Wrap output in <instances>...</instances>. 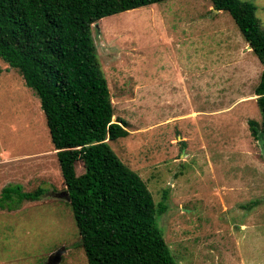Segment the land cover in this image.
I'll return each instance as SVG.
<instances>
[{
    "label": "rangeland",
    "instance_id": "374dc122",
    "mask_svg": "<svg viewBox=\"0 0 264 264\" xmlns=\"http://www.w3.org/2000/svg\"><path fill=\"white\" fill-rule=\"evenodd\" d=\"M250 1L264 32V0ZM91 35L113 119L129 130L109 145L155 201L166 192L157 223L172 255L264 264V153L248 124L261 120L264 66L230 14L210 0H164L104 16ZM13 183L45 192L0 209V264H88L40 101L0 58V191Z\"/></svg>",
    "mask_w": 264,
    "mask_h": 264
},
{
    "label": "trees",
    "instance_id": "16d2710c",
    "mask_svg": "<svg viewBox=\"0 0 264 264\" xmlns=\"http://www.w3.org/2000/svg\"><path fill=\"white\" fill-rule=\"evenodd\" d=\"M164 0H0V58L40 101L88 264H179L157 223L166 192L155 201L141 176L109 141L129 133L114 108L91 35L100 18ZM230 14L264 66V32L250 0H210ZM261 120L248 119L264 153V69L254 88ZM82 163L83 171L76 172ZM18 184V183H17ZM16 183L0 191V209L37 200L44 188Z\"/></svg>",
    "mask_w": 264,
    "mask_h": 264
},
{
    "label": "water",
    "instance_id": "95a60500",
    "mask_svg": "<svg viewBox=\"0 0 264 264\" xmlns=\"http://www.w3.org/2000/svg\"><path fill=\"white\" fill-rule=\"evenodd\" d=\"M214 10L217 11V9H214ZM248 47L251 48L250 45H248ZM112 121L115 122L113 118H112ZM63 251H64V247L57 249L54 253L49 255L48 262L49 263L58 262L61 259V254Z\"/></svg>",
    "mask_w": 264,
    "mask_h": 264
},
{
    "label": "crops",
    "instance_id": "0c3cea01",
    "mask_svg": "<svg viewBox=\"0 0 264 264\" xmlns=\"http://www.w3.org/2000/svg\"><path fill=\"white\" fill-rule=\"evenodd\" d=\"M212 8H213V6H212ZM215 9V8H214ZM217 11H222V10H217ZM249 45V44H248ZM252 49V48H251ZM261 63V62H260ZM256 86V85H255ZM255 88V87H254ZM256 97H257V95H256ZM242 226H244V225H242Z\"/></svg>",
    "mask_w": 264,
    "mask_h": 264
}]
</instances>
